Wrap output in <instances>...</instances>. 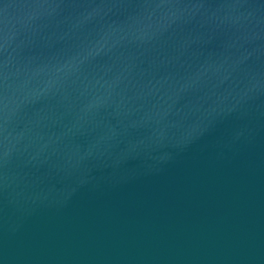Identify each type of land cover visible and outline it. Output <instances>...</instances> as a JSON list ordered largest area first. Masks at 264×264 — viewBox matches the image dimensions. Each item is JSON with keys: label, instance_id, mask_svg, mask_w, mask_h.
<instances>
[{"label": "water", "instance_id": "obj_1", "mask_svg": "<svg viewBox=\"0 0 264 264\" xmlns=\"http://www.w3.org/2000/svg\"><path fill=\"white\" fill-rule=\"evenodd\" d=\"M0 264H264V0H0Z\"/></svg>", "mask_w": 264, "mask_h": 264}]
</instances>
